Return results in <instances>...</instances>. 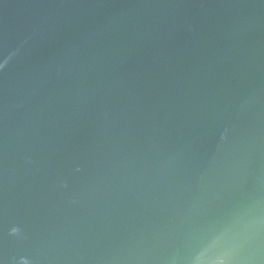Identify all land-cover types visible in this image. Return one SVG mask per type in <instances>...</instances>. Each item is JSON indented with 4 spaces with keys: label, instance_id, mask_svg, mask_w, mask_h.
Listing matches in <instances>:
<instances>
[{
    "label": "water",
    "instance_id": "1",
    "mask_svg": "<svg viewBox=\"0 0 264 264\" xmlns=\"http://www.w3.org/2000/svg\"><path fill=\"white\" fill-rule=\"evenodd\" d=\"M0 264H264V0H0Z\"/></svg>",
    "mask_w": 264,
    "mask_h": 264
}]
</instances>
